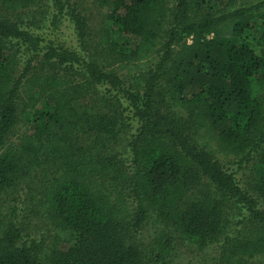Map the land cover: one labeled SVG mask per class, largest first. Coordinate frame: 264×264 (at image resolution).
I'll return each mask as SVG.
<instances>
[{"label":"trees","instance_id":"1","mask_svg":"<svg viewBox=\"0 0 264 264\" xmlns=\"http://www.w3.org/2000/svg\"><path fill=\"white\" fill-rule=\"evenodd\" d=\"M70 1L51 0L62 48L47 0H0V264H167L170 241L264 256V0H92L94 32ZM18 204L48 236L23 240ZM154 219L147 250L126 238Z\"/></svg>","mask_w":264,"mask_h":264},{"label":"rangeland","instance_id":"2","mask_svg":"<svg viewBox=\"0 0 264 264\" xmlns=\"http://www.w3.org/2000/svg\"><path fill=\"white\" fill-rule=\"evenodd\" d=\"M37 1L39 4H44V0ZM259 1L261 0H237L230 8L235 9L243 6H250ZM70 2L77 5L81 14L86 18L88 26L91 28L92 32L106 23V10L95 7L92 0H71ZM46 3L48 6L42 5L39 7L41 8L39 12L42 13L43 17L42 25L39 27V32L43 33V37L51 41L53 45L62 48H73L75 45V32L69 17L67 15L63 17L60 16V19L53 25V27H51L50 18L55 13V9L51 0H47ZM254 26V28L260 29L264 25L261 24L260 20L256 19L254 21ZM251 32L252 31L249 30L244 31L243 37L248 43L256 47V41L253 39ZM16 70L18 69L15 68V71ZM119 75L122 79H125L124 73ZM29 131V125L24 123L18 124L14 130L12 140L17 141L22 135L29 133ZM26 182L27 181L25 179L21 184H19L14 192V196L16 195L18 197L19 202H22L23 198L27 199L26 193L28 191L26 189ZM29 183H31V181H29ZM31 186H33V184H31ZM33 188H35V185ZM20 208V206L17 207L15 220L17 222V226L23 232V240L29 241L31 238L34 239L40 236H48L45 231L49 225H47V223L40 219L36 214H29L20 210ZM225 214L227 216V227L226 230H224V233H228V231H230L235 225L237 210L233 207H226ZM167 230L168 229L163 224L158 223L154 219L142 229L140 234L133 235L129 232L126 234V238L128 239L130 237L143 250H147L149 245L164 232L167 233ZM169 243L171 247L169 250L170 262L167 264H219L220 250L217 245H209L200 249L187 242L176 244L173 243V241H170ZM245 264H264V256H257L248 259Z\"/></svg>","mask_w":264,"mask_h":264}]
</instances>
